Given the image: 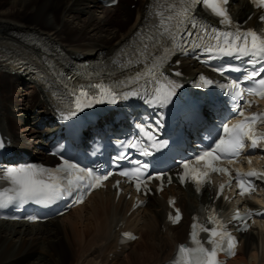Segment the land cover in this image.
Listing matches in <instances>:
<instances>
[{
	"label": "bare ground",
	"instance_id": "1",
	"mask_svg": "<svg viewBox=\"0 0 264 264\" xmlns=\"http://www.w3.org/2000/svg\"><path fill=\"white\" fill-rule=\"evenodd\" d=\"M146 4L147 0H122L118 8L101 10L96 0H0L4 134L16 146L42 157L38 146L46 131L37 125L51 114L52 102L45 85L24 62L45 71L62 64V55L47 52L42 45L46 43L74 59L113 55L137 30ZM237 12L247 15L240 8ZM9 55L17 59L12 61ZM179 195L188 211L198 206L192 189ZM210 196L207 192L203 201ZM124 205L123 200L115 204L110 193L96 194L83 207L44 225L0 223V264H161L171 254L168 248L185 238L187 225L163 234L165 205L152 203L131 217ZM121 221L142 234L129 249L119 250L115 228ZM260 240L264 243L262 233L245 236L238 257L229 264H264Z\"/></svg>",
	"mask_w": 264,
	"mask_h": 264
},
{
	"label": "snow or ice",
	"instance_id": "2",
	"mask_svg": "<svg viewBox=\"0 0 264 264\" xmlns=\"http://www.w3.org/2000/svg\"><path fill=\"white\" fill-rule=\"evenodd\" d=\"M228 0H223L224 4H227ZM256 3H258L259 7L264 8V0H255ZM193 3H196V0H193ZM204 3L207 7L211 8L212 12L215 13L216 16L221 17L222 23H230L229 17L226 13V11L222 10L221 8H218L216 3L213 2V0H204ZM187 11V9H185ZM259 19L264 20V15H262ZM180 23L181 21H177ZM213 33H217V29H212ZM169 35L171 36L172 33L169 31ZM189 36L192 34L189 33ZM223 40L221 41L218 36H214L213 39L217 40V43L213 45L207 46V51L209 53H212L214 50L220 53H223L225 56H232L234 53L236 54H243L245 56L249 57V62L255 64V60L257 58L264 59V39H261L257 36L256 32L254 30H248L246 32H241L239 29L235 33L232 32H224L222 33ZM251 38L250 42L248 38ZM172 39L175 40V37L172 36ZM261 72H264V67L257 70L255 67H253V70L251 72L247 73V79L250 82H255V78L260 75ZM177 76L180 75V73H176ZM201 79H204L201 77ZM207 83H211V81H208ZM259 85L264 88V78H260L258 81ZM179 87V85H172V87L166 91L163 92L162 89L156 90V96L155 99L160 101V104L162 106L169 104L172 102V97L176 94L175 89ZM233 89H239L240 85L237 83H233L231 85ZM251 91V89H249ZM240 95L239 93H237ZM80 95L83 97H88L89 93L86 91H81ZM129 95H137L136 92H130L125 93V98H127ZM261 96H264V92L260 93ZM240 98L243 99V96L240 95ZM93 100L96 103H103V89H101V97L95 98L93 97L92 100H87L84 104H81L79 101L76 103V108L78 110H83L85 107H91ZM108 102L110 103H116V99L113 96ZM210 104L213 102L210 101ZM238 114L240 116H244L243 111H239ZM72 115H75V112L72 113ZM68 116H65L64 119H68ZM257 119L264 120V116L257 115L250 118L245 117L246 123H237L234 126H228L224 127L223 131L226 134L225 139H220L219 143L215 145V149L211 151H205L203 155L198 157L199 161H204L206 163H209L213 160H218L222 158V154L226 153L230 158L235 157L238 155L242 148L245 146L244 142L250 141L252 148H257L264 146L260 140L257 139V136L259 135L257 132L253 130V124ZM158 125H162V120H157ZM151 127V126H149ZM149 140L152 139L151 135H149ZM166 146V144H165ZM5 147V144L2 140H0V149H3ZM216 153V155H214ZM147 155V152L144 153ZM119 159V157H117ZM139 163V162H138ZM143 167H147V164L142 165ZM183 168L186 170L185 173L180 177L181 181L185 179V177L188 175L189 171H195L191 170L189 168V164L184 163ZM215 171H226L223 169H214ZM43 171V170H40ZM7 177L11 179L14 187L10 190L13 192V195L8 197V203L18 202V206L26 204L28 202H34L37 205L45 204L48 202H55L57 199L61 198V187L59 182L57 183H46L42 177L37 175V170L30 166L29 168H8L6 169ZM90 174V173H89ZM121 175H126V173L121 172ZM206 175V173H204ZM239 175V174H238ZM249 176H255L257 179H264V176H259L256 173H249ZM201 174L196 173L193 175V179L197 180L200 179ZM104 179H107V176L104 177ZM99 183V180L97 181ZM239 187L241 189V195H244L247 191L245 187V181L243 179L238 180ZM90 187H94V185H90ZM137 189L139 190V184H137ZM69 191V194H71L69 189H65ZM172 203V202H170ZM5 203L0 201V208L4 207ZM170 220H172L174 223H177L181 220V214L179 211H176V214L174 217L170 216ZM238 219L244 220L243 217H237ZM214 222V221H213ZM195 227V225H193ZM212 237H217L219 233L213 229L210 233ZM193 239H195V235L193 234ZM210 243H215V241H210ZM231 247H235V241H230ZM189 249H186L184 247L180 248L181 253H188ZM197 252V256L195 259L194 264H217L216 256H217V248L212 247L211 250L205 249L203 247H199L195 250ZM234 254V253H233ZM186 264H192V262L186 260Z\"/></svg>",
	"mask_w": 264,
	"mask_h": 264
},
{
	"label": "rangeland",
	"instance_id": "3",
	"mask_svg": "<svg viewBox=\"0 0 264 264\" xmlns=\"http://www.w3.org/2000/svg\"><path fill=\"white\" fill-rule=\"evenodd\" d=\"M126 8V7H125Z\"/></svg>",
	"mask_w": 264,
	"mask_h": 264
}]
</instances>
